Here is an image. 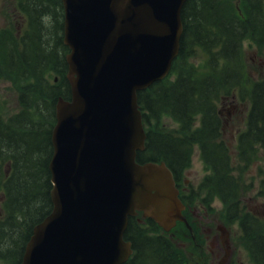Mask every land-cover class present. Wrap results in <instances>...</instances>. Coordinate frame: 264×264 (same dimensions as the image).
Masks as SVG:
<instances>
[{"label": "trees", "instance_id": "trees-1", "mask_svg": "<svg viewBox=\"0 0 264 264\" xmlns=\"http://www.w3.org/2000/svg\"><path fill=\"white\" fill-rule=\"evenodd\" d=\"M16 1L27 19L25 30L19 36L0 30V73L18 85L21 107L5 121L0 112V192L8 215L0 220V260L9 264H19L33 225L51 210L48 164L53 152L54 102L70 96L60 0ZM233 1L185 2L180 50L171 69L174 80L167 78L138 93L146 143L136 160L141 164L164 162L177 181L190 165L193 145H198L210 171L199 186L205 192L197 197L198 202L209 206L219 200L225 218L238 220L253 261L264 264L262 226L240 207L217 113L224 96L237 92L242 101H248L237 156L249 163L256 156L257 145L264 157V78L247 82L241 46L247 37L264 45V0H237V6ZM50 74L57 76V82L48 80ZM162 118L171 119L178 128L165 131L159 124ZM196 119L199 127L193 128ZM142 238L132 241L137 253L126 264H147L153 259L181 262L170 244Z\"/></svg>", "mask_w": 264, "mask_h": 264}, {"label": "water", "instance_id": "water-1", "mask_svg": "<svg viewBox=\"0 0 264 264\" xmlns=\"http://www.w3.org/2000/svg\"><path fill=\"white\" fill-rule=\"evenodd\" d=\"M71 102L58 100L49 163L52 212L21 264H123L127 216L169 228L183 206L164 163H136L145 133L136 92L179 50L186 0H61Z\"/></svg>", "mask_w": 264, "mask_h": 264}, {"label": "rangeland", "instance_id": "rangeland-1", "mask_svg": "<svg viewBox=\"0 0 264 264\" xmlns=\"http://www.w3.org/2000/svg\"><path fill=\"white\" fill-rule=\"evenodd\" d=\"M233 4L237 6L238 1L234 0ZM24 24L25 20L22 15L18 13L14 0H0V29L9 27L11 28V34L17 35L22 30ZM242 52L247 82L254 83L264 78V45H257L247 37L242 41ZM51 77L52 75L50 78ZM19 93L20 90L18 85L12 79L0 74V108L5 118L20 110L18 103ZM219 103L218 110L220 111L222 122L221 138L229 150L230 165L232 168V175L237 184V196L240 207L244 212L256 216L260 220L262 227H264V196H262L261 193V189L264 192L261 183L264 175V161L262 160L260 152H258L256 154V159L246 165L239 161L236 152V136L245 128L249 103L241 101L236 95L225 96ZM159 124L165 131H172L177 128L176 123L164 118L160 120ZM194 126H198L197 120ZM208 173L209 171L201 160L198 147L194 146L190 158V166L184 172L183 181L181 183L182 186L197 188L203 177ZM1 196L0 217L4 213L1 208L3 202ZM212 212L209 218L201 221V224L204 227H214L217 223L215 220H218L219 223L228 227L232 249L235 250L237 254L239 253L246 263L250 261L241 239V231L238 222L225 223L223 208L216 199L213 202ZM195 225L199 226V223ZM184 240L183 237L175 235V246L181 249V243L184 242ZM212 244V241L205 244L206 256L209 255L208 249L212 247ZM210 259L213 263L212 256H210ZM188 260H190L189 256Z\"/></svg>", "mask_w": 264, "mask_h": 264}, {"label": "flooded vegetation", "instance_id": "flooded-vegetation-1", "mask_svg": "<svg viewBox=\"0 0 264 264\" xmlns=\"http://www.w3.org/2000/svg\"><path fill=\"white\" fill-rule=\"evenodd\" d=\"M188 213V217L192 218L194 223L198 220L200 221L197 229L195 228L196 234L198 235V240L196 241L194 233V236L191 237L193 243L190 242L188 245L182 244V250L187 251L188 256L194 261L195 264L200 263L199 261H197V256L201 255L203 251L201 242L203 241V239L209 241L210 236H212V239L215 241L214 245L217 244L215 245V247L217 248L216 252L214 254L212 252L217 262H213V264H252L250 261L246 263L242 259L241 255L239 253L237 254V252L232 249L229 239V230L225 231L224 229H220V225L218 224L215 226V230L211 227H204L201 224V221L209 218L207 213L200 214L195 209H190ZM132 219L133 221L130 222L125 233V237L131 243V246H133L132 241L134 242L136 239L139 238L138 229L144 230L146 234V239H149L151 242H155L156 240L160 239L159 237H162L158 233L159 230L155 227L152 228L149 219L144 218L141 213H137L135 216L132 217ZM218 229H220L219 232L217 231ZM202 235L204 238L202 237ZM189 245H191L192 248H187ZM200 258L204 260L203 256H201ZM192 262L190 264H192ZM150 264H159V260L153 259ZM185 264H188V262ZM210 264H212L211 261Z\"/></svg>", "mask_w": 264, "mask_h": 264}]
</instances>
